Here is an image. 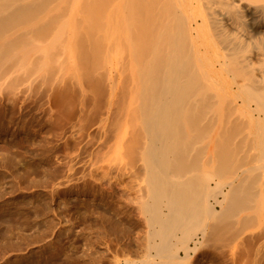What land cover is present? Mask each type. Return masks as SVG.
I'll use <instances>...</instances> for the list:
<instances>
[{
  "label": "bare ground",
  "instance_id": "bare-ground-1",
  "mask_svg": "<svg viewBox=\"0 0 264 264\" xmlns=\"http://www.w3.org/2000/svg\"><path fill=\"white\" fill-rule=\"evenodd\" d=\"M113 72L133 87L98 123ZM77 94L106 140L131 100L116 145L141 164L137 209L155 264H186L264 218V0H0V131H28L54 109L44 122L57 135Z\"/></svg>",
  "mask_w": 264,
  "mask_h": 264
},
{
  "label": "rangeland",
  "instance_id": "rangeland-1",
  "mask_svg": "<svg viewBox=\"0 0 264 264\" xmlns=\"http://www.w3.org/2000/svg\"><path fill=\"white\" fill-rule=\"evenodd\" d=\"M120 75L112 73L117 80L114 97L106 98L100 106L102 111L99 109L94 118L98 123L102 115L105 118L107 112L111 114L108 102L120 97L121 88L125 91L126 87L127 90L133 87L129 78L128 85L127 81L119 80ZM83 89L77 88L76 93L84 94ZM85 96L75 98L78 102L74 100L80 106L74 105L73 110L77 122L73 117L69 120L77 123V130L73 129L76 125L71 126L66 120L63 123L69 124L62 125L65 128L62 127L57 135H46L48 115L54 114V109L50 112L46 106L45 110L50 113H44L43 123L31 124L28 131L21 130L20 124L15 123L11 128L13 133L9 131L7 136L0 131V264H143L150 256L154 259L149 264L159 261L148 247L143 216L137 209L144 191L141 189L143 177L138 174L141 164L130 162L124 147L116 145L118 142L125 144L128 139L124 137L129 132L125 116L129 115L131 100L128 96L122 101L126 109L125 115L121 107L125 115L122 121L118 120V116L123 115L121 111L116 113V120L121 122L116 124V127L120 124V132L114 131L119 134H116L118 138L115 139L113 133L115 140L108 138V141L106 133L98 130V135L102 133L103 136L101 141L94 133L98 123H92L96 120L85 121L94 113L90 111L92 103L85 104ZM81 107H84L82 111ZM32 111L35 113L36 109ZM109 118L105 124L113 129ZM45 119L49 122H44ZM69 128L73 131L68 132ZM50 134L56 136L51 138ZM92 135L96 137L91 138ZM90 138L93 141H89ZM248 228L226 247L209 243L198 247L200 249L186 264H264V218ZM163 264H169V260Z\"/></svg>",
  "mask_w": 264,
  "mask_h": 264
}]
</instances>
